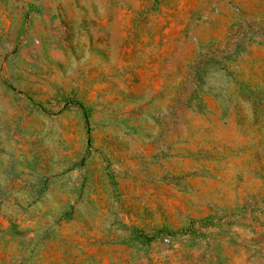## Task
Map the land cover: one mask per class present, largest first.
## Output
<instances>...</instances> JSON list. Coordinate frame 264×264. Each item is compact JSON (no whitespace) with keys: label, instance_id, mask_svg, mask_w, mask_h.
I'll use <instances>...</instances> for the list:
<instances>
[{"label":"rangeland","instance_id":"obj_1","mask_svg":"<svg viewBox=\"0 0 264 264\" xmlns=\"http://www.w3.org/2000/svg\"><path fill=\"white\" fill-rule=\"evenodd\" d=\"M0 264H264V0H0Z\"/></svg>","mask_w":264,"mask_h":264}]
</instances>
